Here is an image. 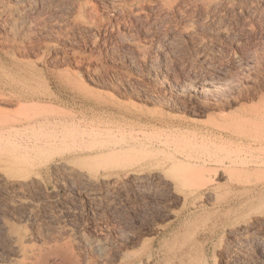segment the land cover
I'll return each instance as SVG.
<instances>
[{"label":"rangeland","instance_id":"374dc122","mask_svg":"<svg viewBox=\"0 0 264 264\" xmlns=\"http://www.w3.org/2000/svg\"><path fill=\"white\" fill-rule=\"evenodd\" d=\"M262 117L264 0H0V264H264Z\"/></svg>","mask_w":264,"mask_h":264},{"label":"bare ground","instance_id":"6f19581e","mask_svg":"<svg viewBox=\"0 0 264 264\" xmlns=\"http://www.w3.org/2000/svg\"><path fill=\"white\" fill-rule=\"evenodd\" d=\"M262 115H263V114H262ZM262 115H261V116H262ZM262 118H263V117H262ZM263 119H264V118H263ZM263 119H262V120L260 119V121L262 122ZM257 120H258V118H257ZM250 121H251V120H250ZM255 121H256V120H254V121L252 120V121H251L252 123H251V122H250V123L252 124V126H253L255 129H256V128L258 129L259 126L261 125V122H258L259 125H258L257 122H256V123H255L256 125L254 124V125L256 126V127H255V126L253 125V122H255ZM263 122H264V121H263ZM257 125H258V126H257ZM263 125H264V124H263ZM262 127H263V126H262ZM262 127H261V128H262ZM262 129H263V128H262ZM263 130H264V129H263ZM263 130H262V131H263ZM256 133H259V132H256ZM263 134H264V133H263ZM255 136H256V135H255ZM258 136H259V135H258ZM261 137H262V138H261ZM261 137H259V139H260V138L262 139V140H260L261 143H262V142H264V135H263V136L261 135ZM256 138H258V137H256ZM256 141H257V140H256ZM260 141H259V142H260ZM262 144H264V143H262ZM190 145H191V143H190ZM187 152H188V155H186V156H187V157L189 156V158H190L191 155H189V151H187ZM190 153H191V152H190ZM183 154H185V153H183ZM195 158H196V157H195ZM180 161H181V160H180ZM189 161H190V160H189ZM187 163H189V162H187ZM192 163H193V162H192ZM193 164H194V163H193ZM193 164H192V166H193ZM189 165H191V164L189 163ZM195 165H197V164H195ZM222 165H223V164H222ZM252 190H253V189H252ZM196 193H197V192H196ZM208 193H209V192H208ZM194 195H195V192H194ZM199 195H201V193H200V194H196L195 199H197L196 197L199 196ZM213 195H214V194H213ZM193 197H194V196H193ZM198 198H199V197H198ZM20 250H21V249H20Z\"/></svg>","mask_w":264,"mask_h":264}]
</instances>
